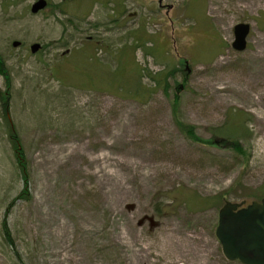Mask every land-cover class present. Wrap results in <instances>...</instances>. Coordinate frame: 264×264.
<instances>
[{
    "label": "rangeland",
    "instance_id": "obj_1",
    "mask_svg": "<svg viewBox=\"0 0 264 264\" xmlns=\"http://www.w3.org/2000/svg\"><path fill=\"white\" fill-rule=\"evenodd\" d=\"M36 1L0 0V264H240L215 228L225 202L249 205L264 184V0H163L169 13L140 0L136 19L107 0L33 15ZM231 110L240 154L206 144Z\"/></svg>",
    "mask_w": 264,
    "mask_h": 264
},
{
    "label": "water",
    "instance_id": "obj_2",
    "mask_svg": "<svg viewBox=\"0 0 264 264\" xmlns=\"http://www.w3.org/2000/svg\"><path fill=\"white\" fill-rule=\"evenodd\" d=\"M45 0H38L31 6V13L37 14L46 7ZM232 48L235 52L246 49L250 33L249 24L240 23L234 27ZM19 46L18 42L13 47ZM40 45L35 44L30 52L35 54ZM242 203L225 202L218 211L215 237L226 260L241 264H264V198L246 207ZM133 210V206H129Z\"/></svg>",
    "mask_w": 264,
    "mask_h": 264
},
{
    "label": "trees",
    "instance_id": "obj_3",
    "mask_svg": "<svg viewBox=\"0 0 264 264\" xmlns=\"http://www.w3.org/2000/svg\"><path fill=\"white\" fill-rule=\"evenodd\" d=\"M52 6L54 7V5H52ZM0 74L6 77L7 86L9 88V78H8L4 68H3L2 63H0ZM139 74L138 75L141 78L142 77L141 70H140ZM150 78L154 82H157V84H159V86L161 85V83L159 81H156L153 77H150ZM140 85H141L140 83H136V87H135L136 91L139 90ZM9 92L7 91L4 97H2L1 93H0V101H1L4 117L7 116V112H8V108H9V99H10ZM240 118H241V116H239L237 114V112L231 110L228 113L227 120L225 121L226 126L225 125L222 127L218 126V127L209 129L212 136L210 138V141L206 142V144L212 145V146H221L223 142H226L225 145L227 148L231 149L236 154H240L242 151V146H241V143L237 139L238 128L241 127V124L240 125L238 124ZM5 120H6V118H5ZM7 125H8V123H7ZM189 134H192V133H189ZM18 136L19 135L16 131H13V129H11L10 127H7V137L11 140V142L13 144L14 157L16 160L17 168L20 171V177L23 179V181H26L25 177L27 174V166H26V162L24 161V156L22 154L23 147L19 144ZM218 138H219V140H218ZM214 141H216V142H214ZM24 186H25V191H26V183ZM22 195H24V194L21 192L20 196H22ZM196 197H198V196L196 195ZM252 198L254 199L253 201H255V200L260 201L261 199L264 198V184L261 185L260 187H258L257 189H255V191L252 194ZM220 201H221V198H220ZM9 231L10 230L8 229L6 222H3L2 228H1L2 239L5 242V244L14 251V254L17 255V252L15 251L16 246L14 244V241L12 240V237H11Z\"/></svg>",
    "mask_w": 264,
    "mask_h": 264
},
{
    "label": "crops",
    "instance_id": "obj_4",
    "mask_svg": "<svg viewBox=\"0 0 264 264\" xmlns=\"http://www.w3.org/2000/svg\"><path fill=\"white\" fill-rule=\"evenodd\" d=\"M110 6L114 7V8H119L120 12L122 15H134L135 16V19L137 17V14H136V10H134V8H136L138 10L137 7L139 8H142V3L140 0H136V1H133V0H109L107 2ZM129 7V8H128ZM208 17V16H207ZM131 19V17H129ZM132 21L131 22H134V17H132ZM129 20V19H128ZM135 23H137V21L135 20ZM138 26H139V30L137 29H134L133 31L134 32H131V33H134L135 35H133V37H136V40H139V35L141 33V35H144L147 39V45H149V37L147 36L148 34V28L144 26V23L140 24V22L138 23ZM213 45V44H211ZM207 52H210L212 50L210 49H207L206 50L204 49L203 50V53H206ZM146 58H150L149 55H145ZM135 58V57H134ZM122 60H124V58H122ZM134 63L136 64V67H137V75L139 74V65H138V62L136 60V58L134 59ZM139 76V75H138ZM136 79L135 81L132 83V84H136Z\"/></svg>",
    "mask_w": 264,
    "mask_h": 264
},
{
    "label": "bare ground",
    "instance_id": "obj_5",
    "mask_svg": "<svg viewBox=\"0 0 264 264\" xmlns=\"http://www.w3.org/2000/svg\"><path fill=\"white\" fill-rule=\"evenodd\" d=\"M33 45H35V44H33ZM39 45V44H38ZM40 47H41V45H40ZM5 63V62H4ZM4 67H6V64H3V68ZM7 68V67H6ZM8 69V68H7ZM5 70V72H6V74H7V70L6 69H4ZM184 238H188L187 240H188V242L191 244V246L193 247V245H194V243H197L196 242V238L195 237H193L192 235H190V234H188V235H186L185 234V236H184ZM191 250H193V249H191Z\"/></svg>",
    "mask_w": 264,
    "mask_h": 264
},
{
    "label": "flooded vegetation",
    "instance_id": "obj_6",
    "mask_svg": "<svg viewBox=\"0 0 264 264\" xmlns=\"http://www.w3.org/2000/svg\"><path fill=\"white\" fill-rule=\"evenodd\" d=\"M47 1H48V0H47ZM157 2H158V6H159L160 8H162L163 5H161V4H162L163 0H157ZM169 6H170V5L166 6V8L169 7ZM166 8H165V9H166Z\"/></svg>",
    "mask_w": 264,
    "mask_h": 264
}]
</instances>
